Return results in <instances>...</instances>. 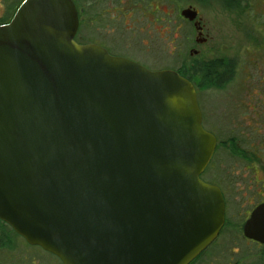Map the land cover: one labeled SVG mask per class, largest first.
I'll use <instances>...</instances> for the list:
<instances>
[{"label":"water","instance_id":"1","mask_svg":"<svg viewBox=\"0 0 264 264\" xmlns=\"http://www.w3.org/2000/svg\"><path fill=\"white\" fill-rule=\"evenodd\" d=\"M77 25L72 0L0 24V220L62 264H188L224 212L195 88L76 43ZM244 234L264 243V204Z\"/></svg>","mask_w":264,"mask_h":264},{"label":"rangeland","instance_id":"2","mask_svg":"<svg viewBox=\"0 0 264 264\" xmlns=\"http://www.w3.org/2000/svg\"><path fill=\"white\" fill-rule=\"evenodd\" d=\"M21 1L0 0V24L10 20ZM176 1L175 10L179 7V12L187 6L197 10L206 38L203 43H191L197 53L187 54L185 58L222 65L213 69L216 78L220 74L219 77L223 78V73L232 69L225 74L229 75L225 77L224 86L204 87L195 76H190L189 80L197 87L203 127L211 131L219 142L212 165L204 176L215 183L223 181L225 187L231 180L237 188V191L227 194L231 211H242L247 207L245 204L241 207L247 198L256 202L261 197L258 192L264 195V129L256 125L264 124V120L263 117H256L250 108L261 98L264 102V0ZM237 6L240 9H236ZM171 10L172 7L163 9V23L170 19L163 29L168 33L172 15L167 14ZM148 26L151 28L150 24ZM179 33L181 42L186 36L198 38L197 34L193 35L192 27L181 19ZM167 37L169 34L164 33L163 43ZM258 46L260 50H257ZM136 56L146 62L145 56ZM185 73L191 74L190 71ZM250 145H263L257 154L260 163L255 168H249V162L241 157L240 149L243 148L248 151L243 154L252 158ZM250 180L257 183L249 184L248 189L246 183ZM35 247L22 244L21 238L0 221V264H62L55 256ZM207 253L209 256L201 257L194 264H264V246L256 244H224L223 250L213 253L212 249Z\"/></svg>","mask_w":264,"mask_h":264},{"label":"flooded vegetation","instance_id":"3","mask_svg":"<svg viewBox=\"0 0 264 264\" xmlns=\"http://www.w3.org/2000/svg\"><path fill=\"white\" fill-rule=\"evenodd\" d=\"M176 2V0H92L91 2L79 0V2H74L78 20L74 40L81 45L93 44L99 46L111 56L126 58L151 71L171 70L177 73L193 72L197 60H190L185 57L187 54L191 56L197 53L191 47V43H203L206 41V38L203 36L204 31L201 22L198 24L199 29H196L194 22H189L181 17L179 7L175 10ZM169 7H172V10L167 14L172 15L170 33L164 32L163 30L164 26L170 23V19L167 23H163L165 20L162 18L164 14L163 9H168ZM186 8L193 7L187 6ZM180 19L192 27L193 35L198 34V38L186 36L184 41L181 42L179 33ZM148 24H150L151 28ZM164 33L169 34V37L163 43ZM257 50H260L259 46ZM136 55L145 56L146 62L140 60L139 56ZM186 60H188V63ZM191 83L197 91L195 83ZM250 108L255 112L256 117H263L264 120V102L262 98L258 102H254L253 107L251 106ZM253 121H255V118ZM256 125H260L264 129V124L260 123ZM255 129L259 133L258 129ZM218 145L219 142L217 141L209 163L200 174V179L219 189L224 202L223 225L210 245L189 264H194L201 257L209 256L207 251L209 252L213 249V253H215L220 249L223 250L224 244H256L264 246L262 245L264 243L249 238L244 234L246 221L250 218L255 208L264 204V195L258 192L257 194L261 197L256 202H252L247 198L241 205L243 207L245 204L247 207L242 211L237 209L233 213L227 194L234 190L237 191V188L235 189L233 186L234 183L229 180L225 187L223 186V181L221 183H215L204 176L212 165ZM262 146L250 145L252 158L251 156L243 154V152H248L246 149H240L241 157L243 159L246 158V161L249 162V168H255L260 163L257 160L259 158L257 154L261 151ZM253 183L256 184L257 182L250 180L246 183V188L250 189L248 185ZM242 195H245V193ZM19 237L21 238L22 244L31 246L21 236ZM217 247L219 248L216 250L215 248ZM35 248L42 250L38 246Z\"/></svg>","mask_w":264,"mask_h":264},{"label":"trees","instance_id":"4","mask_svg":"<svg viewBox=\"0 0 264 264\" xmlns=\"http://www.w3.org/2000/svg\"><path fill=\"white\" fill-rule=\"evenodd\" d=\"M228 1L230 2V0H228ZM239 7L240 6H237L235 8L236 9H240ZM217 66L218 67H221L222 65L218 64L217 62H216V65H215L214 62H201L200 61V62H196L195 68H194L193 72H191V74H186V73H184V74L180 73V74L183 75L184 77L188 78V79L190 78V76L191 77H194L195 76V78L197 80L198 79H199V81L201 80V84L204 87H205V85L207 87L216 86V84H220V85H223L224 86L225 80H226L225 77L227 75H229V74H227V75H225V74L228 71H229L228 73H230L232 71V69H228L227 72L223 73V78L222 77L221 78L219 77L221 74L219 76H217V78H216V76H215L216 74L214 75L213 69L216 68ZM225 66L226 65L224 64L223 67H225ZM229 66H231V65H229ZM210 78H214L215 80H212ZM218 79H220V81H218Z\"/></svg>","mask_w":264,"mask_h":264}]
</instances>
